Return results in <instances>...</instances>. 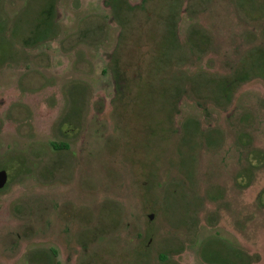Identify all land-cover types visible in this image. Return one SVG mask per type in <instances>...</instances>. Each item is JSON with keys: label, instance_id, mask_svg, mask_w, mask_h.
I'll use <instances>...</instances> for the list:
<instances>
[{"label": "rangeland", "instance_id": "obj_1", "mask_svg": "<svg viewBox=\"0 0 264 264\" xmlns=\"http://www.w3.org/2000/svg\"><path fill=\"white\" fill-rule=\"evenodd\" d=\"M262 45L264 0H0V264H264V75L208 84Z\"/></svg>", "mask_w": 264, "mask_h": 264}, {"label": "trees", "instance_id": "obj_2", "mask_svg": "<svg viewBox=\"0 0 264 264\" xmlns=\"http://www.w3.org/2000/svg\"><path fill=\"white\" fill-rule=\"evenodd\" d=\"M56 6L54 4H50L47 7L43 8V10L41 11L42 13H40V17L43 21H45V26L44 29L41 32H37L36 34H42V32L48 31L47 27L50 25V20L53 16V14H56ZM39 17V19H40ZM20 19V18H19ZM50 19V20H49ZM19 25V22L17 23V26ZM36 35L35 32H32V35ZM32 35L30 36V38L32 37ZM195 35H199V33L195 34ZM165 38V42H164V50L165 52H163V54L165 53L166 57H168V52L171 46H174L175 48L178 47L177 44V33L175 31L169 32L167 36L164 37ZM34 37L32 38V40L34 41ZM198 39H200V36H198ZM24 43H29V38L26 39V41H24ZM193 43H196V41H194ZM4 46V45H3ZM164 56V55H163ZM257 58V65H256V69L250 68V63H251V59L252 57ZM166 57L164 56V61L166 60ZM163 60H159V63L162 62ZM264 75V45L257 47L255 49L254 52H252L250 54L249 57L246 58V60L243 62V64H240L238 66H236V68L229 74L228 76V80L226 81V83L224 82H213V86H212V82L210 80V82L208 84L211 85L210 89L213 90L212 93L214 92L215 96H219V100L220 103H230L232 101V98L234 96V93L236 92V90L238 89L239 86H241L243 83L251 80L253 78V76L255 75ZM213 81V80H212ZM221 90V93L219 91V93L216 92V90H214L215 87ZM191 89L194 91L196 90V88H194V83L191 87ZM151 94H149V99H154V98H160V93L163 94L164 96V101H166V97L168 96L169 91L167 90H152L150 92ZM165 93V94H164ZM185 134H183L181 137V140L184 139ZM243 142L247 145V142L243 139ZM62 146H67V144L63 143L61 144ZM54 146H58V144L54 143ZM61 147V146H60ZM151 218L153 217V215L150 216ZM162 260H167L168 259V255H160Z\"/></svg>", "mask_w": 264, "mask_h": 264}, {"label": "water", "instance_id": "obj_3", "mask_svg": "<svg viewBox=\"0 0 264 264\" xmlns=\"http://www.w3.org/2000/svg\"><path fill=\"white\" fill-rule=\"evenodd\" d=\"M9 182V172L5 168H0V190L4 189Z\"/></svg>", "mask_w": 264, "mask_h": 264}, {"label": "flooded vegetation", "instance_id": "obj_4", "mask_svg": "<svg viewBox=\"0 0 264 264\" xmlns=\"http://www.w3.org/2000/svg\"><path fill=\"white\" fill-rule=\"evenodd\" d=\"M9 181H10V174H9ZM8 183H9V182H8ZM7 185H8V184H7ZM5 188H6V187H5ZM5 188H4V189H5ZM2 190H3V189H2ZM57 264H62V263H57Z\"/></svg>", "mask_w": 264, "mask_h": 264}]
</instances>
